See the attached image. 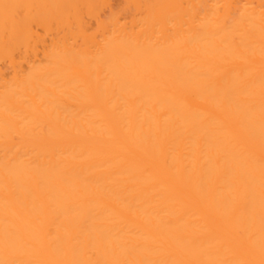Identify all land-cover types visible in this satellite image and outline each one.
Instances as JSON below:
<instances>
[{"label":"bare ground","instance_id":"1","mask_svg":"<svg viewBox=\"0 0 264 264\" xmlns=\"http://www.w3.org/2000/svg\"><path fill=\"white\" fill-rule=\"evenodd\" d=\"M106 1L0 0V264H264V5Z\"/></svg>","mask_w":264,"mask_h":264},{"label":"rangeland","instance_id":"2","mask_svg":"<svg viewBox=\"0 0 264 264\" xmlns=\"http://www.w3.org/2000/svg\"><path fill=\"white\" fill-rule=\"evenodd\" d=\"M241 2L252 1L255 4L262 3L264 0H238ZM138 10L133 0H107L97 8V14L94 16L86 15L88 20L90 31L95 32L98 29L99 20H109L115 15H119L122 21H130L135 14H138ZM44 32V31H43Z\"/></svg>","mask_w":264,"mask_h":264}]
</instances>
